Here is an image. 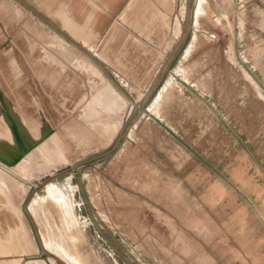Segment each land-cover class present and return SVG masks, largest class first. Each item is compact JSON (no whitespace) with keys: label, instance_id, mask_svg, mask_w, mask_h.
<instances>
[{"label":"rangeland","instance_id":"rangeland-1","mask_svg":"<svg viewBox=\"0 0 264 264\" xmlns=\"http://www.w3.org/2000/svg\"><path fill=\"white\" fill-rule=\"evenodd\" d=\"M171 3L170 24L182 41L167 73L144 91L126 75L99 73L83 61L62 69L49 58L18 60L47 105L13 103L15 118L0 107V166L31 186L33 205L42 204L59 250L32 252L30 259L214 264L194 251L193 244L208 243L219 264H264L263 256L243 250L250 251L249 229L257 223H242L233 206L216 207L212 186L230 181L240 165L264 162V155L254 154L264 147V105L247 76L264 78V0ZM25 22L13 2L0 0V50L5 38L25 36ZM7 62L0 58V101L4 93L24 103L30 97L25 76L15 79ZM86 104L108 118H89ZM24 161L33 163L19 172ZM24 197L13 192L17 204ZM8 207L0 192V240L17 223ZM29 214L35 230H43L41 211L32 207ZM204 216L209 233L200 228ZM5 252L0 241V259L18 257Z\"/></svg>","mask_w":264,"mask_h":264},{"label":"crops","instance_id":"crops-1","mask_svg":"<svg viewBox=\"0 0 264 264\" xmlns=\"http://www.w3.org/2000/svg\"><path fill=\"white\" fill-rule=\"evenodd\" d=\"M10 2H13L24 15L26 34L24 37H7L2 40L6 49L0 50V58L8 60V68L13 71L15 79L18 76H25L21 81L24 82L25 90L30 97L21 103L18 99L6 100L4 93H1L3 98L0 107L2 109L7 107V110L3 109L4 111L11 112L13 103L17 108L27 106L41 108L47 105L39 98L27 71L23 72L18 61L20 57L27 60L49 58L62 69L83 61L88 68L92 66L99 73L126 75L127 81L132 82L137 90L144 91L167 73L175 62L176 47L182 41L180 33L175 35L174 27L170 24L173 10L171 0H10ZM20 42L26 44L23 49L19 45ZM98 60L103 66L99 67L101 71L97 69ZM252 74L255 77L262 75L261 72L254 71ZM247 76L264 105V78H257L254 82L249 75ZM164 85L165 83L159 90ZM6 89L11 91V85ZM0 92H3L2 88ZM38 111L50 118L42 109ZM15 117L12 112L9 113V118ZM254 154L264 155V147H255ZM230 177V181L218 180L212 185L216 187L213 201L216 207L222 210L231 206L236 208L235 215L236 217L238 215L242 223L244 218L257 223V227L249 229L250 251L243 250L245 253L254 252V257L257 255L264 257V254H258V251H264V162L240 165L232 171ZM205 195L201 194V204L208 203ZM201 208L203 209V205ZM202 219L200 228L203 232L207 231V228L210 229V224L208 225L206 216ZM194 246L195 253L204 257L202 260L219 264L216 248L208 243L204 246L195 243Z\"/></svg>","mask_w":264,"mask_h":264},{"label":"bare ground","instance_id":"bare-ground-1","mask_svg":"<svg viewBox=\"0 0 264 264\" xmlns=\"http://www.w3.org/2000/svg\"><path fill=\"white\" fill-rule=\"evenodd\" d=\"M171 81H172V79H171ZM104 85H105V83H104ZM170 88H171V86H170ZM85 109H87L85 112L87 113V115H89V118H92V119L93 118H108V116L105 112H103L101 110L94 111L87 104H86ZM80 114H82V113H80ZM83 117L85 118V114L83 115ZM109 117H111V116H109ZM86 118H88V117H86ZM112 120H113V118H112ZM81 140H83V139H81ZM31 162L32 161H29V162L24 161V162L20 163V164H22V166L20 165L18 171L19 172L23 171L22 168L24 166H27L29 168V166H30L29 164L33 163V162L32 163ZM14 174H15L14 172H10L9 170L0 166V192H2L4 195L5 203L9 206L8 207L9 211L17 217V223H15L13 226L9 227V230H8L9 235L0 241H1V243L4 244V248L6 250L5 253H6L7 257L8 256H15V255H18V257L17 258L12 257V259H7V260L0 259V264H27L29 261H30V264H55V262L53 261L51 256H47L44 258L35 257V258H31V259L29 257H27V254H29V253L38 252V251L44 252L46 250L50 254H52V253L59 254V250L57 249V243L55 240V236L51 230L50 222H49L48 218L46 217V215L43 214L42 204H38L35 206L33 205V202L36 198V195L32 196L33 191H32L31 196L29 197V199L27 200V202L25 204H24L25 197L21 200V202H19V204L14 202V198H13V192L14 191L20 190L24 194V196H26L28 191H30V189H31V186H29L27 183H25L23 179H22V181H20ZM23 176H31V175H30V173H25ZM23 204H24V208H25V210L29 216H30L29 209L32 207L35 208V211H37L39 209V211H41V214L43 215L41 218L44 219L45 227L43 230L41 229L42 231L40 229L36 230L39 245L36 244L32 235L30 237L28 229H27V227L23 221V213H22V209H21ZM33 222H34V220H33ZM35 224H36V222H34V225ZM67 224H68V222L65 221L64 225H67ZM2 257H3V255L0 256V258H2ZM77 264H81V263H77Z\"/></svg>","mask_w":264,"mask_h":264},{"label":"water","instance_id":"water-1","mask_svg":"<svg viewBox=\"0 0 264 264\" xmlns=\"http://www.w3.org/2000/svg\"><path fill=\"white\" fill-rule=\"evenodd\" d=\"M3 111H4V110H3ZM38 112H40V111H38ZM7 116L9 117V115H7ZM21 147H23V146H21ZM23 150H24V148H23ZM31 193H32V188H31L30 191H28V193L26 194V196H25V200H24V201H25L24 204H25V203L27 202V200L29 199ZM24 204H23V206H22V208H21V209H22L23 216H24V218L26 219V221H27V223H28V226H29V228H30V232H31V235H32L34 241L36 242L37 245H39V244H38V238H37L36 230H35V227H34V223L32 222L30 216H29L28 213L26 212V210H25V208H24ZM38 253H42V252L38 251Z\"/></svg>","mask_w":264,"mask_h":264}]
</instances>
